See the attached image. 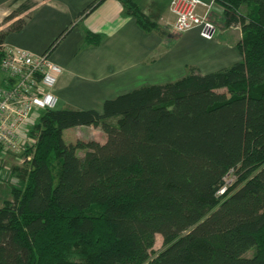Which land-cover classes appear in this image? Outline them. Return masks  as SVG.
I'll return each instance as SVG.
<instances>
[{
    "label": "trees",
    "instance_id": "16d2710c",
    "mask_svg": "<svg viewBox=\"0 0 264 264\" xmlns=\"http://www.w3.org/2000/svg\"><path fill=\"white\" fill-rule=\"evenodd\" d=\"M119 2L143 30L162 32L133 0ZM215 2L239 28V60L205 74L191 66L101 111L40 110L21 152L30 158L12 168L0 205V264H264V0ZM23 24L0 30V44ZM102 38L85 31L83 43ZM75 126L105 140L65 142ZM155 234L163 247L151 256Z\"/></svg>",
    "mask_w": 264,
    "mask_h": 264
},
{
    "label": "crops",
    "instance_id": "0c3cea01",
    "mask_svg": "<svg viewBox=\"0 0 264 264\" xmlns=\"http://www.w3.org/2000/svg\"><path fill=\"white\" fill-rule=\"evenodd\" d=\"M91 1L93 0H0V16L4 17L21 5L29 6L21 12L23 26L17 31H9L5 36V44L41 54L62 34L48 51L49 60L61 70L50 89L56 98L55 108L79 109L80 106L101 111L106 99L130 91L128 89L132 90L133 87L148 85L149 81L158 84L154 82V76L159 72L173 75L179 71L180 77H183L191 66L200 72V64L186 57H177L168 47V38L184 41L190 34H196L205 41H214L213 46L223 48L222 52L217 48L220 52L218 58L232 63L240 59L235 46L240 37L238 27H226L223 21V26H217L211 39L202 38L199 27L176 33L173 30L175 17L169 7L171 0H133L161 28V33L143 30L132 16L124 13L119 0H103L92 11L79 15ZM216 5L220 6L219 10L223 15L221 5L215 2L211 12L214 24L216 22L212 14ZM85 31L102 34L103 38L97 45H85ZM55 34L58 35L50 42ZM213 61L214 59L211 62L205 61V68ZM163 83L166 81L160 82ZM117 89L124 90L117 92ZM75 139H81V136L77 135ZM1 184L3 183H0V195L5 189ZM7 192L3 200L9 199V191Z\"/></svg>",
    "mask_w": 264,
    "mask_h": 264
},
{
    "label": "built area",
    "instance_id": "2783aa9c",
    "mask_svg": "<svg viewBox=\"0 0 264 264\" xmlns=\"http://www.w3.org/2000/svg\"><path fill=\"white\" fill-rule=\"evenodd\" d=\"M215 0H171L175 17L173 30L183 33L199 27L204 39L214 37L217 26L211 20ZM60 68L48 58V51L36 54L27 49L0 44V155L20 153L33 140L28 136L38 111L55 108L50 89ZM30 156L24 158L29 159ZM23 160V161H24ZM226 184L217 191L222 194Z\"/></svg>",
    "mask_w": 264,
    "mask_h": 264
},
{
    "label": "rangeland",
    "instance_id": "374dc122",
    "mask_svg": "<svg viewBox=\"0 0 264 264\" xmlns=\"http://www.w3.org/2000/svg\"><path fill=\"white\" fill-rule=\"evenodd\" d=\"M219 5H216L215 8V12L214 14H212L214 20H215V24L218 27H222L223 26V21H224V16L222 15L221 11L219 10ZM23 14H17L15 17H13L12 19L9 20H5L4 16H0V29H6L9 28L17 19H19L20 17H22ZM58 34H55L54 37L51 39L50 42H52L54 40V38L57 36ZM218 39V37H216ZM220 40V38H219ZM166 42L168 44V47H170L172 49V51L174 53H176L177 57H186L189 58L190 60H192L193 62L200 64L199 66H201V73H206L209 71H214V70H218L220 68H222L223 66H229V64L232 63V61H226V59H222V58H218L220 57V52H218L217 48L220 49V51L222 52L223 48L222 47H217V46H213L214 45V41H205L203 39H201L200 37H198L196 34H190L188 38H185L184 41H180V40H176V39H166ZM212 59H214L212 64H208L209 67L205 68L206 65H204L205 61H212ZM184 71V70H183ZM181 71V72H183ZM186 73V72H185ZM184 73V74H185ZM181 75H179V71L175 72L173 75H168L167 73H161L159 72L157 74V76H154L156 79L154 82H158V84H160V82H170V81H174L177 80ZM153 81H149V84H152ZM134 88V87H133ZM132 88V89H133ZM121 90L124 89H117V92H122ZM131 90V89H128ZM80 96V95H79ZM110 96H114V95H110ZM79 97L77 96V99ZM79 109H86L84 107H80ZM41 111L39 110L37 113L39 114ZM92 134V135H91ZM79 135L81 136V139L83 140H87L91 137V139L97 140L99 142H103L105 139V135L104 133L101 131L100 128H94L92 129L91 127H86V126H82V127H71V128H67L65 130H63L62 132V138L65 142H72L75 140L76 136ZM29 143H31L30 145H33L32 141H29ZM78 154H81V151L77 152ZM24 156L20 153H6L3 154L2 156H0V183H3L1 185H3V187H5L4 190L1 191V195H0V205L2 204V202L4 201L2 198L3 196H7L9 191V187H6L5 183H7V180L10 179V177L12 176L14 178V174L12 173V168L14 166H22L24 165ZM24 160V161H23ZM235 176L234 174L228 173L225 178H224V183L226 184V187L231 185L234 181H235ZM2 199V201H1ZM163 247V239L159 234H155L154 237V244L152 246V251H151V256H153L154 254H156L158 251H160ZM251 253V250L247 251V254Z\"/></svg>",
    "mask_w": 264,
    "mask_h": 264
}]
</instances>
